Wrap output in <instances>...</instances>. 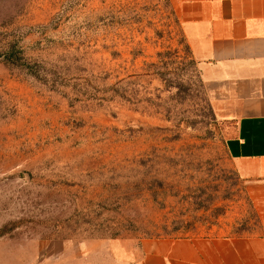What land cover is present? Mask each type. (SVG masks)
<instances>
[{
    "label": "rangeland",
    "instance_id": "1",
    "mask_svg": "<svg viewBox=\"0 0 264 264\" xmlns=\"http://www.w3.org/2000/svg\"><path fill=\"white\" fill-rule=\"evenodd\" d=\"M186 43L173 0H0V264H139L148 239L261 230Z\"/></svg>",
    "mask_w": 264,
    "mask_h": 264
},
{
    "label": "crops",
    "instance_id": "2",
    "mask_svg": "<svg viewBox=\"0 0 264 264\" xmlns=\"http://www.w3.org/2000/svg\"><path fill=\"white\" fill-rule=\"evenodd\" d=\"M233 168L261 223L232 237L148 239L139 264H264V0H173Z\"/></svg>",
    "mask_w": 264,
    "mask_h": 264
},
{
    "label": "trees",
    "instance_id": "3",
    "mask_svg": "<svg viewBox=\"0 0 264 264\" xmlns=\"http://www.w3.org/2000/svg\"><path fill=\"white\" fill-rule=\"evenodd\" d=\"M185 37V36H184ZM185 40H186V38H185ZM186 42H187V40H186ZM187 45H186V47H187V49H188V53H189V55L193 58V59H195L194 57H193V53H192V50H191V48H190V46H189V44H188V42L186 43ZM4 56H5V61L6 62H12V61H17V60H20V59H23V56H22V52H21V49L20 48H17V46H16V44L15 43H12V44H10L8 47H7V50L4 52ZM161 56H162V54H161ZM14 63V62H13ZM200 73V72H199ZM201 76V75H200ZM171 82H172V80H170ZM109 91H111V93H112V97L113 98H119V99H126V100H130L129 98H128V96H127V93H126V90H124V92H123V90H121V86L118 84V83H116L113 87H111L110 89H109ZM182 161V159L180 158V157H178V156H171L170 158H169V160H168V162L170 163V164H177V163H180ZM154 185H153V187L152 188H150V190L152 191V193H151V196H152V198L156 201L157 199H158V197H159V193H161V192H159L158 191V188L159 189H163L164 187V182L162 181V180H157V178L152 182ZM157 185V187H155ZM149 189V188H148ZM175 194H173V196H175V198H179L178 200H179V203H181V202H185V200H186V198H188V197H190V198H199L200 197V195L199 194H197V192H193V194H189V196H185L184 194H181V196H179V191L178 192H174ZM109 198H114V197H110V196H108V197H106V199H105V210H111V209H114V208H107V203H108V201L110 202L111 201V199H109ZM115 198H131V196L130 195H128L127 196V194H125V195H115ZM247 198H249V196H247ZM251 200V199H250ZM110 203H112V202H110ZM251 203H252V201H251ZM198 206H201V207H205L206 208V205H203V203L202 202H199V203H196ZM221 211V210H220ZM215 215V214H214ZM128 225H130V226H132L133 225V222L132 223H129ZM129 227V226H128ZM117 232H114V234H112V237H115L117 234H116ZM145 235H149V232H146V234Z\"/></svg>",
    "mask_w": 264,
    "mask_h": 264
}]
</instances>
